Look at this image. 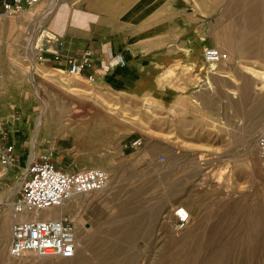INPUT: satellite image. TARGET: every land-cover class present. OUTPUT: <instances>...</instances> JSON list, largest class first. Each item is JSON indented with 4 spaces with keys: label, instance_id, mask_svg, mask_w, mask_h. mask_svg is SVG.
Instances as JSON below:
<instances>
[{
    "label": "rangeland",
    "instance_id": "374dc122",
    "mask_svg": "<svg viewBox=\"0 0 264 264\" xmlns=\"http://www.w3.org/2000/svg\"><path fill=\"white\" fill-rule=\"evenodd\" d=\"M79 1L49 0L44 13ZM183 12L192 21L187 32L178 30L186 47L168 53L179 59L163 69L168 81L188 79L193 88L172 103L41 69L7 42L9 23L0 28V93L31 103L29 119L39 133L46 125L62 168L90 164L110 175L106 188L66 201L75 205L63 213L75 217L86 240L75 256L14 257L11 230L1 221L0 264H264V159L257 142L264 129V0H188ZM218 38L234 43L235 56L223 46L229 58L212 68L203 50ZM173 45L180 48L179 41ZM35 64L34 82L28 73ZM136 139L138 147L131 145ZM21 180L0 164V201L12 223ZM178 206L191 213L180 230Z\"/></svg>",
    "mask_w": 264,
    "mask_h": 264
},
{
    "label": "crops",
    "instance_id": "0c3cea01",
    "mask_svg": "<svg viewBox=\"0 0 264 264\" xmlns=\"http://www.w3.org/2000/svg\"><path fill=\"white\" fill-rule=\"evenodd\" d=\"M187 3L188 0L63 2L56 6L52 14L51 30L58 37V49L64 56H79L86 49L92 52V66L79 76L89 79L92 75L90 80L114 91L149 92L162 101L172 103L193 88L188 79L181 83L177 79L168 81L163 69L179 59L178 55L168 56V53L186 47L187 41L178 37V30L184 27L182 29L187 32V25L192 22L183 12ZM177 41L180 48L173 45ZM192 53L196 61L199 60V55L195 51ZM118 54L124 56L125 64L118 62ZM38 63L44 70L67 72L68 69L66 61L55 59L51 52L45 53V60ZM7 98L0 93V122H3L7 132L6 136L0 133V150L14 144L15 166L10 171L19 178V173L31 158L43 161L42 156L49 151L54 152L52 161L63 167L64 161L57 157L55 142L48 140L46 125L34 147L28 125L32 112L27 111L26 102L21 99ZM7 203L8 199H4V206ZM7 218L2 220V224L7 223L11 230L12 222L9 216ZM5 245L6 240H3L0 248Z\"/></svg>",
    "mask_w": 264,
    "mask_h": 264
},
{
    "label": "built area",
    "instance_id": "2783aa9c",
    "mask_svg": "<svg viewBox=\"0 0 264 264\" xmlns=\"http://www.w3.org/2000/svg\"><path fill=\"white\" fill-rule=\"evenodd\" d=\"M39 1L0 0V14H19ZM58 46V37L55 34L46 37L44 43L37 48L36 60L43 62L45 53L51 52L55 59L66 61L70 75H82L92 66L93 54L89 49L79 56H64ZM203 57L207 62L217 64L227 59L228 54L215 46H207L203 50ZM116 58L118 62L125 64L122 54H118ZM92 78L89 75V79ZM0 133L7 135L3 122H0ZM257 142L259 154L264 159V129ZM141 144L142 139L131 143L134 147ZM53 156L54 152L49 151L42 156L43 161L31 158L20 173L21 186L11 200L13 223L9 251L14 257H21L27 252L40 256L73 257L77 251V238L71 216L64 213L49 216L43 213L52 211L71 198L102 190L109 185L110 175L105 168L93 166L66 170L52 161ZM0 164L7 171L15 166L14 144L6 145L0 150ZM175 212L176 229L185 228L188 223L187 213L182 208Z\"/></svg>",
    "mask_w": 264,
    "mask_h": 264
},
{
    "label": "bare ground",
    "instance_id": "6f19581e",
    "mask_svg": "<svg viewBox=\"0 0 264 264\" xmlns=\"http://www.w3.org/2000/svg\"><path fill=\"white\" fill-rule=\"evenodd\" d=\"M49 0H40L37 4H35L34 6L28 7L25 10H23L20 15H18V18H14V19H10L8 21H3V19L0 18V28H4L5 26H8V23L10 25V27H12L11 31L9 32V35L7 36V42L9 41L11 43V45H14V47L16 46L18 48V50H20L23 55L22 57H27L33 60V62H35V58H36V52H37V48L44 43V40L46 37L48 36H52L54 35V33L51 30V20L53 18L52 13L55 11L56 7H49L48 10L49 11H45L44 13V8L47 6ZM59 9V8H57ZM58 11V10H57ZM57 13V12H56ZM1 15V14H0ZM56 15V14H55ZM2 17L5 15H1ZM57 16V15H56ZM55 17V16H54ZM43 19L44 21L42 22H38V23H34V19ZM32 22V31H30L28 33V35L24 36L25 34V30H26V24L28 22ZM48 23L49 27L44 28V25ZM31 24V23H29ZM31 27V26H30ZM0 29V30H1ZM30 29V30H31ZM27 31V30H26ZM216 33V32H215ZM227 33V32H226ZM217 35V33H216ZM232 36V35H231ZM219 37V36H217ZM223 38V37H222ZM230 38V37H229ZM2 39L1 33H0V40ZM232 39V38H231ZM234 39V38H233ZM232 39V40H233ZM4 41V40H3ZM6 41V40H5ZM2 42V41H1ZM232 43V42H231ZM227 39L223 40V39H219L218 38V43L216 45L217 48L221 49L223 51V46L225 47V50L228 51V53L230 54V58H233L235 56V52H234V46L231 44ZM7 44V43H6ZM13 47V46H12ZM13 47V48H14ZM8 48V47H7ZM229 58V57H228ZM212 68H217L215 67V64L213 65ZM212 68L210 70H212ZM31 70L29 71L28 75L30 76V78H32V80L35 82L36 80L34 79V73L37 71V66L36 64L31 66L30 68ZM37 73V72H36ZM1 90L2 91H6L8 90V85H6V83H2L1 84ZM9 97V96H7ZM5 97L6 99H9ZM6 102V100L4 101ZM24 103V102H23ZM29 104V105H28ZM45 105V104H44ZM9 106V105H8ZM23 106V105H22ZM47 106V105H46ZM147 106L150 107H155L154 104H147ZM26 108L28 112H32L33 109L31 107V103H27L26 102ZM47 108V107H46ZM152 109V108H151ZM44 111V110H43ZM42 111V112H43ZM51 111V110H50ZM53 112V111H52ZM51 112V113H52ZM45 113V112H44ZM47 113V112H46ZM50 113V112H49ZM48 113V114H49ZM54 113V112H53ZM50 114V115H53ZM43 114V113H41ZM49 115V117H50ZM32 116V115H31ZM44 116V115H43ZM53 117V116H52ZM51 117V118H52ZM41 118V117H40ZM45 118V117H44ZM41 121H43L41 119ZM40 123V122H38ZM42 123V122H41ZM29 128H30V136L32 139V142L35 144L37 143L36 141L39 140L40 138V133L38 132L39 127L38 125H34L33 124V120L31 122L28 123ZM40 125V124H39ZM38 126V127H37ZM41 129V128H40ZM40 131V130H39ZM29 135V134H28ZM30 141V140H29ZM34 154V153H33ZM82 202V201H81ZM10 203V202H9ZM75 205V204H74ZM74 205H69L68 203H64L63 205L54 208L52 211L48 212V213H43V214H48L49 216H58L57 213L60 212H65V211H71V209L74 207ZM182 208L184 210V212L187 213V218H188V224H189V220L191 217V213L190 210L188 209V207L186 206H178L176 210ZM51 209V208H50ZM175 210V211H176ZM176 214V212H175ZM8 213L6 212V210L2 207V202L0 201V223L2 220H5L8 217ZM77 218V217H76ZM8 219V218H7ZM74 222H76L75 217L73 218ZM78 219V218H77ZM80 220H82L80 218ZM78 224V223H77ZM188 225H186L185 228H187ZM183 228V229H185ZM75 233H76V238H77V248L79 247H84L83 245H85L86 240L84 238H80L78 235V230L77 227L75 225ZM193 232H190L191 236H192ZM81 236V235H80ZM82 237V236H81ZM4 245V244H3ZM86 247V245H85ZM31 254V253H30ZM27 255V254H26ZM24 255V256H26ZM40 256V255H39ZM75 256V255H74ZM44 258H48L51 256H41ZM7 259H11L8 258ZM11 263V262H10Z\"/></svg>",
    "mask_w": 264,
    "mask_h": 264
}]
</instances>
